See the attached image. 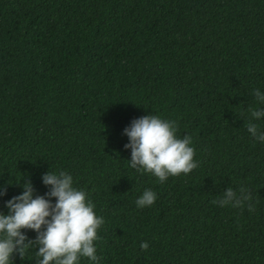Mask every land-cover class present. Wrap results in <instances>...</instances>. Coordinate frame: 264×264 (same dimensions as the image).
I'll return each instance as SVG.
<instances>
[{"label": "trees", "instance_id": "1", "mask_svg": "<svg viewBox=\"0 0 264 264\" xmlns=\"http://www.w3.org/2000/svg\"><path fill=\"white\" fill-rule=\"evenodd\" d=\"M256 90L264 0H0V214L26 183L47 198L42 176L64 171L104 219L98 261L78 264H264ZM147 115L191 137L196 169L160 183L130 167L123 132ZM241 186L254 212L213 203ZM145 190L155 203L138 208ZM38 250L9 264H37Z\"/></svg>", "mask_w": 264, "mask_h": 264}, {"label": "clouds", "instance_id": "2", "mask_svg": "<svg viewBox=\"0 0 264 264\" xmlns=\"http://www.w3.org/2000/svg\"><path fill=\"white\" fill-rule=\"evenodd\" d=\"M258 103L264 104V94L255 92ZM248 133L259 142H264V132L251 120L264 117V110L250 109ZM129 143L125 149H131L130 167L138 173L151 174L160 183L170 176L188 175L198 167L194 161V148L191 147V137L183 139L176 136V123L163 120L158 116L147 115L132 121L124 129ZM42 181L49 191L47 198H33L31 183L23 185L24 191L6 202L9 212L0 214V264H9L10 257L17 253L24 258L25 250L32 244L38 246L37 256L42 257L37 264H78L79 260L87 258L97 262L94 242L98 239L97 230L103 225V217H98L94 204L87 200L84 191L73 187V178L64 171L58 174L48 172L42 176ZM6 195V189H0V196ZM55 198L56 203L51 200ZM156 194L145 190L136 200L138 208L150 207L155 203ZM220 207L234 209L247 208L255 211L250 189L241 186L238 191L229 187L213 201ZM22 230L34 231L35 241L27 240ZM149 245L143 242L142 251H147Z\"/></svg>", "mask_w": 264, "mask_h": 264}]
</instances>
